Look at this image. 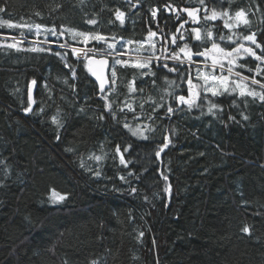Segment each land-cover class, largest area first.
Segmentation results:
<instances>
[{
	"label": "trees",
	"instance_id": "16d2710c",
	"mask_svg": "<svg viewBox=\"0 0 264 264\" xmlns=\"http://www.w3.org/2000/svg\"><path fill=\"white\" fill-rule=\"evenodd\" d=\"M165 5L207 8L208 16L216 11L211 40L191 41L184 29L186 39L181 40L175 29L187 17L181 11L178 20V13L166 11ZM0 7V264H264V102L239 96L240 88L231 94L206 93L203 71L196 79L194 64L193 92H199L200 107L178 105L176 97L188 95V62L182 53L183 65L170 58L184 44L196 51L201 45L210 48L213 40L229 50L244 43L260 55L251 43L219 40L228 20L219 14L226 10L233 17L243 9L250 23L238 31L255 32L257 43L264 45V0H0ZM153 9L158 10L155 17ZM117 10L124 13L123 23ZM5 21L25 26L9 27ZM35 24L55 26L57 33L62 27L95 32L106 40L81 43L83 38L73 40L65 32L59 39L49 35L54 42L42 44L44 35L37 38L27 27ZM149 30L157 33L151 41L146 40ZM129 40L133 43L126 44ZM13 42L20 51L7 47ZM65 42L103 51L115 44L112 64L114 59L128 61V67L116 65V83L107 101L71 49L59 47ZM33 46H50L52 51L24 50ZM151 51L155 75H141L148 69L130 65L143 62ZM54 52L68 53L65 59L75 67V80L65 59ZM212 55L194 59L207 74L219 76L220 68L212 70ZM165 63L178 71L168 72ZM258 63L248 56L236 61L249 68ZM227 67L225 62L224 75ZM233 71L248 77L231 76L247 89L261 90L251 83L252 72ZM133 78L136 90L129 92ZM32 79L38 84L34 103L29 97ZM255 79L264 83V72ZM206 101L222 111L210 114ZM30 104L32 112L26 113ZM138 122H154L159 137L132 136L125 124ZM165 136L171 143L156 157ZM116 145L127 167L120 163ZM127 145L131 147L125 151ZM157 169L169 175L170 195ZM54 191L66 199L59 200ZM244 225L251 235L241 231Z\"/></svg>",
	"mask_w": 264,
	"mask_h": 264
},
{
	"label": "snow or ice",
	"instance_id": "6c2138e0",
	"mask_svg": "<svg viewBox=\"0 0 264 264\" xmlns=\"http://www.w3.org/2000/svg\"><path fill=\"white\" fill-rule=\"evenodd\" d=\"M201 3H203V0H200ZM165 9L166 11H176L177 14V19L179 20V12H186L187 16L189 18H191V20L194 23H199V17L196 15L200 9L198 8H192V9H188V8H184L182 10H177V9H173L171 7V5H165ZM0 11H4L3 7H0ZM157 9H153L151 10V14L153 17L156 16L157 13ZM39 14V13H37ZM221 18L223 17H228L229 19H233L234 23L233 24H229L227 22V20L224 21L223 27L228 29L229 31H231L232 28L234 27H238L240 24H244V25H248L250 23V21L247 19L246 13L243 9H240L238 11L235 12L233 17H229V14L226 10H224L222 13L219 14ZM123 16L124 13L117 10L116 12V18L118 20L121 21V23H123ZM218 13L216 11H213L212 14L210 16L206 15L204 17V19L206 20H212L215 21L217 19ZM5 23H8L9 27H24L25 25H17V24H12L10 22L5 21ZM89 24H95L96 21L95 20H89L88 21ZM188 23V20L186 19L185 21L181 22L175 29V33H180L181 29L184 28V25ZM27 27H29V30L32 31L34 29V35L39 38L42 34L44 35V40L41 41L42 44H51L54 41L50 42L48 40V36L51 35L53 37H56L57 39H59L60 37H62L64 35L65 32H69L72 36H73V40H75L77 37H81L83 38L80 42L81 43H86L87 41H89L90 39H95L97 41H101V40H106V38L102 35H100L99 33H95V32H77L75 29H69V28H63L61 29V31L59 33H57L56 27L53 26L51 28H46L43 25L40 24H35V25H28ZM192 33H194V39L196 41H201V29L199 28H192L191 29ZM173 34L171 36V42L173 45L176 44V34ZM213 33L210 30H206V36L211 39ZM236 33H233V36H236ZM20 36H23V33H20ZM157 33L154 31L149 30V34L148 37L146 38L147 41H151L152 37H156ZM240 38V37H238ZM181 39H184L183 34H181ZM242 39L244 41H249L251 42V45H255V47L257 49H260L261 54L258 55L257 52L251 47V46H245L244 43H239L236 44V41L233 40L232 36H227L225 37L223 34H221L219 36V40L221 41H227L231 44H236V46L234 48H231L230 50L224 47H221L220 44L218 42H216L215 40L212 41L211 43V47H203L198 46L196 51H193L191 47H189L188 44H184L182 47L179 48V52H173L171 55V59L174 60H178L180 61V63L183 65L184 61L180 59V54L182 53L183 56L185 57V59L188 62V72H189V77L187 80V84H188V95L187 97L185 95H179L176 97V101L177 104H186L189 108V110L193 107H200L199 104L196 103V100L199 99V92H193V89L196 87L195 85H193L192 82V76H191V71H192V65L196 64L197 67L195 68V72H196V79H201L202 76V69L198 66V61L194 59V57H199V58H203L204 60H207L209 58L208 54L209 53H213L212 55V70L213 72H215V69L217 67V64H219V68H220V75L216 76L213 75L211 73L209 74H205L203 75V79L205 81V87H204V91L207 92H211V94L213 96L216 95H223L225 92H228L229 94H231L232 92L236 91V88H240V92H239V96L243 97L245 95L252 97L253 99H259L261 102H264V83H261L259 80L255 79V76L257 75H261L262 72H264V68L261 67V65H264V45H261L260 43H257V39H256V33L255 32H250V34L247 35H243ZM113 40H115V37H113ZM29 43H31V41H29ZM133 41L129 40L126 42V44H132ZM143 43V42H141ZM3 46V45H0ZM8 48H16L17 51H20V48H17L16 42L13 43H9L7 44ZM60 48H70L71 49V53L74 57L75 60L80 61L83 65V69L93 78L94 84L98 86V91L99 94L101 96V99L107 101V97L108 95H110L112 93V91H114V85L116 83V78H117V69H116V65H122L124 67H128L129 63L128 61L125 60H121V59H114L113 64L111 66L110 72H109V65H108V61L106 59H101V60H95L93 57H90L87 53H84L83 57H81L80 53L83 51V49H79L77 47H73L72 45L68 44L67 42L65 43H61L59 44ZM123 47V46H122ZM155 48V44L152 45V49ZM27 51H32V52H38V53H44V52H51L52 49L49 46L48 48L45 47H40V46H33V47H29L27 49H24ZM110 50H115V44H108V49L105 50L107 55H113V51ZM165 52L167 51V48L165 47L163 49ZM89 52L92 53H96V49H89ZM54 55L60 56L61 59H65L68 55L67 52H64L63 54L59 53V52H54ZM105 53H101V55H104ZM121 52H116L115 55L119 56L121 55ZM235 54V55H234ZM155 56V52L151 51V55L148 56L147 58H145L143 60V62H137V63H133L130 66L136 69H148L147 72L141 71V75L147 76L149 74L151 75H155L154 72H152V68H151V60L152 57ZM245 56L251 57L252 59H254L255 61H258L259 63L255 65L254 68H249L247 64H236L237 59H241ZM157 61H159L160 57L156 56L155 57ZM166 59L168 57H165ZM225 62L227 63L228 67H227V73L228 75L225 76L224 72H225ZM160 66V65H157ZM65 67L69 68L71 70V78L73 80L76 79V71H75V67L71 64H68L66 59H65ZM162 67L164 69H166L168 72H176L178 71V69L173 66V67H169L167 63L163 64ZM234 67H239V68H245L247 71L252 72L253 73V78L251 80L252 84H259L260 85V91H257L255 89H247V86L242 84L241 81H232L233 84H235V88H229L228 86V81H229V77L232 75H235L236 77H241V73L240 72H234L233 68ZM209 78H211V80L213 81V85L212 86H208L207 85V81L209 80ZM242 80H248L247 76L242 77ZM37 81L35 79L31 80V84L32 85H36ZM65 83H67V81H65ZM169 84H174L175 81H168ZM135 84V78H133V80L129 83L128 85V89L129 92H134L136 89L134 87ZM70 87L73 88V90H75V84L70 85ZM107 89V91H106ZM208 104V112L210 114L214 113L215 109H219L220 111H222V109L219 108V105L212 103L211 101H206ZM234 103V102H233ZM129 108H131V106L129 105ZM105 109L107 111H111V105L106 103L105 104ZM123 110V109H121ZM24 111L26 113L32 112V107L31 104L26 107L24 109ZM40 112H43V108L39 109ZM166 112L169 116H171L174 112V109L171 105H169L166 109ZM101 119H103V116L100 117ZM112 118H115V114H112ZM229 119H235L234 117H229ZM244 120H247L248 117L247 115L243 116ZM53 123H56L59 125V121L54 117L53 118ZM125 127H129V125L125 124ZM139 130L137 129L136 131H133V135H136L137 132ZM57 139H59V135H57ZM143 139H148V137H143ZM165 142L162 143L160 146H158V150L156 151L155 155L156 157H160L161 153L168 148L169 144L171 143V140L165 136L164 138ZM131 147V145H127L125 147V151H127L129 148ZM116 152L120 154V163L125 165V167H127L128 162L125 160L124 158V154L121 152L120 146L116 145ZM102 157L97 156L95 157V159L100 160ZM157 171L159 172L160 177L167 182V187L164 189L167 193H171V183L169 182V175L164 172L161 171L160 169H157ZM129 175H133V173L130 171L128 173ZM95 175L99 176L100 173L97 171L95 173ZM121 180H125L124 176L120 177ZM136 191L135 188L131 189V192L134 193ZM53 195L55 197H57L59 200H64L66 199V196L64 195H60L59 193H56L55 191L53 192ZM241 231L243 233L249 234L251 235V230L249 228V226L244 225L241 228ZM144 233L140 232L139 233V237H143ZM93 264H96V261H93Z\"/></svg>",
	"mask_w": 264,
	"mask_h": 264
},
{
	"label": "rangeland",
	"instance_id": "374dc122",
	"mask_svg": "<svg viewBox=\"0 0 264 264\" xmlns=\"http://www.w3.org/2000/svg\"><path fill=\"white\" fill-rule=\"evenodd\" d=\"M204 10H205V13H204L203 16H205L206 13H207V11H208L207 8H204ZM246 16H247V14H246ZM247 19H248V18H247ZM230 20H233V19H229V18H228L227 21H230ZM248 20H249V19H248ZM249 21H250V20H249ZM228 23H229V24H232V23H230V22H228ZM241 25H244V24H240L238 27H234V28H232L231 31H229L228 29H227V30H224L223 35H224L225 37H227V36H232L233 40H235L236 42H237L238 40L244 41V40L242 39V36H243V35H247V34H246V32H241L242 34H240V32L238 31V29L241 28ZM248 25H249V24H248ZM248 25H246L247 28H248ZM198 28L201 29V42H203V43L207 42V43H208V41L211 40V39H209V38L206 36V30H210V31L212 32V30H213V28H214L213 21H212V20H206V19H204V21H203V19H202V21H201V23H200V26H199ZM233 33H236L237 35H236V36H233ZM238 37H240V38H238ZM244 42L251 43V42H249V41H244ZM104 55H105V54H104ZM167 61L172 62L170 59L167 60ZM201 65H203V66L206 68V67H208V66L211 65V64H203V63H201ZM217 68H219V66H217ZM226 71H227V69H226ZM205 74H207V73H206L205 70H203V75H205ZM211 74H212V73H211ZM225 76H227V75L225 74ZM240 78H242V77H240ZM232 81H241V80H239V79H234V78H232V77L230 76V77H229V81H228V85H229L230 83H232ZM241 82H242V81H241ZM207 83H208L209 87L213 85V81L210 80V78H209V80L207 81ZM231 86H232V85H231ZM233 86L236 87L235 84H233ZM127 125H129V127H126L127 131H128L130 134H132V136L136 137V138L139 139V140H145V139H143V137H148V138H158V137H159L158 135L160 134L159 131L156 129L157 127H156V125H155L154 122H150V123H142V122L140 123V122H138V123H136V124L127 123ZM141 126H143V127H141ZM137 129H138L139 131L137 132L136 135H133V131H136ZM146 140H147V139H146Z\"/></svg>",
	"mask_w": 264,
	"mask_h": 264
},
{
	"label": "water",
	"instance_id": "95a60500",
	"mask_svg": "<svg viewBox=\"0 0 264 264\" xmlns=\"http://www.w3.org/2000/svg\"><path fill=\"white\" fill-rule=\"evenodd\" d=\"M188 9H192V8H198V9H200V11L196 14L198 17H199V22L201 21V13L203 12V8L202 7H199V6H193V7H187ZM184 9V8H183ZM184 14H185V16L187 17V19H188V22L191 20V18H189L188 16H187V13L186 12H184ZM187 24V23H186ZM186 24L184 25V27L186 26ZM178 35H179V33H177ZM93 58L95 59V60H101V59H106L107 61H108V65H109V72H110V69H111V66H112V61H111V59L108 57V56H93ZM93 79V78H92ZM36 89H37V85H30V87H29V96H30V98H31V101L32 102H34V94H35V92H36ZM106 91H107V89H106Z\"/></svg>",
	"mask_w": 264,
	"mask_h": 264
},
{
	"label": "flooded vegetation",
	"instance_id": "af4514ba",
	"mask_svg": "<svg viewBox=\"0 0 264 264\" xmlns=\"http://www.w3.org/2000/svg\"><path fill=\"white\" fill-rule=\"evenodd\" d=\"M184 13V12H183ZM187 19V18H186ZM186 19H184L183 21H185ZM188 20V19H187ZM182 21V22H183ZM201 21H202V17H201ZM201 21L199 22V23H194L192 20H190L187 24H186V26L183 28L185 31L187 30L188 31V38H189V40H191V41H194L195 39H194V36H190V32H191V29L192 28H198L199 26H200V23H201ZM181 34H183L182 32H180L179 33V35H178V37L181 39ZM183 36H184V39L183 40H185L186 39V35H184L183 34ZM182 40V39H181Z\"/></svg>",
	"mask_w": 264,
	"mask_h": 264
},
{
	"label": "built area",
	"instance_id": "2783aa9c",
	"mask_svg": "<svg viewBox=\"0 0 264 264\" xmlns=\"http://www.w3.org/2000/svg\"><path fill=\"white\" fill-rule=\"evenodd\" d=\"M77 48H79V49H83V51L80 53V55H81V57H83V55H84V53H88L89 51V49H87V48H85V47H77Z\"/></svg>",
	"mask_w": 264,
	"mask_h": 264
},
{
	"label": "bare ground",
	"instance_id": "6f19581e",
	"mask_svg": "<svg viewBox=\"0 0 264 264\" xmlns=\"http://www.w3.org/2000/svg\"><path fill=\"white\" fill-rule=\"evenodd\" d=\"M85 48H87V49H89L88 47H85ZM88 54V53H87ZM36 85H37V87H38V84L36 83ZM37 90V89H36ZM30 97V96H29ZM35 100H36V92H35V94H34V102H35ZM30 101H31V98H30ZM34 102H32L31 101V103H34Z\"/></svg>",
	"mask_w": 264,
	"mask_h": 264
}]
</instances>
